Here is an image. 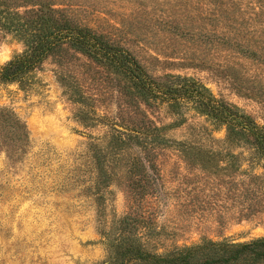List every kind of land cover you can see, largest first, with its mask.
<instances>
[{"label": "rangeland", "instance_id": "rangeland-1", "mask_svg": "<svg viewBox=\"0 0 264 264\" xmlns=\"http://www.w3.org/2000/svg\"><path fill=\"white\" fill-rule=\"evenodd\" d=\"M263 1L0 0V9L64 10L130 51L152 76L194 78L264 126ZM248 42L258 57L235 46ZM24 50L0 25V65ZM61 60H45L26 89L0 84V109L13 110L29 134L15 162L0 144V264H103L116 237L109 235L124 217L131 218L125 235H139L147 251L160 255L208 239L264 238V202L237 203L235 174L202 167V156H187L181 144L240 154L244 170L252 167L251 149L226 145V131H216L192 106L182 109V118L167 106L142 105L158 126L181 121L163 132L169 142L154 153L157 183H129V153L124 162L109 159V170L117 173L112 182L94 183L92 143L110 134L99 117H139L122 95L125 82L111 69L75 52ZM0 138L11 144L7 130Z\"/></svg>", "mask_w": 264, "mask_h": 264}, {"label": "trees", "instance_id": "trees-1", "mask_svg": "<svg viewBox=\"0 0 264 264\" xmlns=\"http://www.w3.org/2000/svg\"><path fill=\"white\" fill-rule=\"evenodd\" d=\"M0 25L25 46L22 53L0 65V84H18L22 89L31 87L45 60L50 57L61 60L70 52L111 69L125 82L122 95L139 118L119 121L99 117L98 121L110 128V134L104 143H92L98 171L94 183L112 182L117 173L109 170V159L124 162L128 153L126 173L129 183H157L160 176L153 160L154 153L169 142L163 132L180 125L181 121L158 126L142 105L148 109L167 106L175 116L182 118V109L192 106L212 122L216 131H226V145L251 149L252 167L244 170L241 155L223 148L209 150L203 145L181 144L182 152L187 156H202L200 165L205 168L209 164L213 167L212 172L227 174L232 171L236 178L231 192L233 190L237 203L260 205L264 202V126L258 125L238 107L217 98L203 83L180 75L152 76L130 51L113 44L105 35L82 27L66 11L50 5L32 7L24 13L0 9ZM235 46L249 57H258L250 42L236 43ZM59 62L63 65L62 60ZM77 102L84 103L81 99ZM5 130L10 135L11 144L1 138L0 144L8 146V157L15 162L19 151L28 145L29 134L26 124L9 108L0 109V133ZM222 157L228 158L226 164L218 159ZM255 166L263 172L257 173ZM129 219H120L116 232L109 235L116 237L110 238V257L103 264H264V238L245 243L208 239L166 255L152 253L144 248L139 235H125L131 224Z\"/></svg>", "mask_w": 264, "mask_h": 264}]
</instances>
